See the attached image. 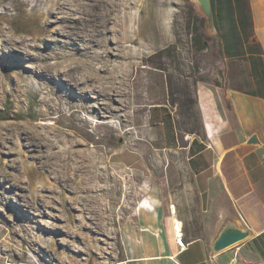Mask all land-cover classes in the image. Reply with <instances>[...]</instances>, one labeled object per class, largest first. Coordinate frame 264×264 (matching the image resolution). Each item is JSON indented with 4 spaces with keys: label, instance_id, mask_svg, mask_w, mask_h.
<instances>
[{
    "label": "rangeland",
    "instance_id": "rangeland-1",
    "mask_svg": "<svg viewBox=\"0 0 264 264\" xmlns=\"http://www.w3.org/2000/svg\"><path fill=\"white\" fill-rule=\"evenodd\" d=\"M126 1L141 6L115 20L108 5L96 27L92 0H0V264H118L119 224L140 201L167 214L176 204L180 216L187 139L203 125L198 84L256 88L250 54L227 57L216 33L207 41L191 0ZM132 16L129 34L113 30ZM122 61L123 94L107 88ZM72 91L37 117L41 97ZM34 130L56 134V146ZM73 147L105 153L107 174L76 177Z\"/></svg>",
    "mask_w": 264,
    "mask_h": 264
},
{
    "label": "crops",
    "instance_id": "crops-1",
    "mask_svg": "<svg viewBox=\"0 0 264 264\" xmlns=\"http://www.w3.org/2000/svg\"><path fill=\"white\" fill-rule=\"evenodd\" d=\"M249 5L264 59V0ZM197 100L203 125L187 139L190 184L180 219L176 204L167 214L149 198L140 201L119 224L124 257L118 264H227L235 254L240 264H264V96L200 82ZM175 217L183 223V249ZM228 218L253 235L213 254V240Z\"/></svg>",
    "mask_w": 264,
    "mask_h": 264
},
{
    "label": "bare ground",
    "instance_id": "bare-ground-1",
    "mask_svg": "<svg viewBox=\"0 0 264 264\" xmlns=\"http://www.w3.org/2000/svg\"><path fill=\"white\" fill-rule=\"evenodd\" d=\"M92 3H93V5H92L93 12L92 13H93L94 22L96 23L95 24L96 27H97V22H99V19L101 17H103V18L107 17V13H106L105 8L108 5H110V7L113 8V10L111 11L113 13L112 16H111V18H113L115 20L120 17L119 16V13L122 12L123 14H125L126 12H130V14H131V12L133 10H137L138 7L141 6V4H139L138 2H136V4L137 3L139 4L138 7H137L136 4H135V2H133V1L131 3L134 4V6H132L131 3L128 2V1H126V0L121 1V2H119L118 0H92ZM127 3H129L130 5H128ZM149 10H152V9H149ZM25 11L26 12L24 13V16L27 14V16H30V17L34 18L33 17L34 15L32 13L28 12L27 10H25ZM37 13L38 14L41 13V10L38 9ZM111 18L108 16V19H111ZM133 18L134 17L132 16V19L130 20V23L129 22L121 23V22H123V20L119 19L121 24L118 23V22H116L118 25L117 26H113V30H115V32L118 33L119 31L117 30V28L119 26L120 29H121V31H124L125 34H129L132 31V25L131 24H132ZM86 19H88V18H85V20ZM29 24L31 25V27H26L25 28L26 30H34L32 28H36L35 25H32L31 21L29 22ZM147 25L149 27H151V25H153L152 21H149ZM130 41L132 42L133 40H127V37L124 36L123 37L122 44L123 43H127L126 46H131V47L132 46H135ZM134 50H137V49L134 48V47H132V49H129L130 52H132ZM131 56L130 57H127L126 55H122L121 57H123L124 59H128V58H131ZM122 64H125V63L122 61L120 64L119 63L116 64V66H115V68L113 70V72H116L117 73V78L118 79L121 78L119 80L117 79V81L115 82L118 85L115 86L113 83L110 82L112 85L107 87L108 89L116 87L118 89L117 91L119 93H121V94L124 93L123 91H124V89L126 87V84H127L125 77H122V74H121V72L118 69V67L121 66ZM126 66H128V64H126ZM42 72L45 73L44 70ZM101 85H103V84H101ZM43 88H45V87H43ZM91 88H94V86L93 85H90V86L84 87V89H82V90L83 91H85V90L87 91L88 89H91ZM73 90H75V88ZM45 92L48 93L49 91H45ZM55 94H56V97L55 96H51L49 98H47V97H41L40 98V104H41L42 108L37 113V117H39L41 119H45L47 117H50V115L59 106L62 98H67V99L72 98V99H74L75 97H77V94L74 91H72V93L71 92H68V93H63V92H59L58 93L57 92ZM67 102L69 103L68 100H67ZM91 107H93V106L92 105H87L85 103H82L79 111L80 112H86L87 114H89L90 111H91ZM117 111H118V109L112 108V113L113 114L114 113L116 114ZM86 118L88 120H90L88 117H86ZM97 122H99V120H97ZM53 123L54 122H52V121L51 122H45V121H43L42 124L49 125V126H51L50 128L56 129L55 126H53L54 125ZM93 123H94V121H93ZM96 124H98V123H96ZM46 127H48V126H46ZM48 134L49 135H46L44 131H41V132H38V130H34L33 131V135L36 136V139H38L39 142H43L44 143V140H45L46 147L47 148H53V146L56 144L55 139H56L57 135L54 134V136L51 137V132L50 131H48ZM71 149L73 150L72 160L75 163V166L73 167V169H74L73 174L76 177L82 176L84 178H86V177L96 178V176H99L102 179L103 175H106L107 174V168L106 167H103V166H100V163H105V162L104 161H100V159H99L100 157H102V158L106 157V154L105 153L100 154L99 153V150L96 149V148H92V149H89V148L79 149V148H74L73 147ZM67 153H68V151H66L64 154H61V156L63 157ZM59 156H58L57 159H58V161H61ZM97 169L100 170V171H99V173L95 174V172L97 171ZM79 171H81V173L80 174H77V172H79ZM174 214H176V208H175ZM175 218H176V222H177L175 224L176 225L178 224L177 225V232H178L179 236H182V234H183L182 233V225H183V223H182V225H180L179 219L177 217H175Z\"/></svg>",
    "mask_w": 264,
    "mask_h": 264
},
{
    "label": "trees",
    "instance_id": "trees-1",
    "mask_svg": "<svg viewBox=\"0 0 264 264\" xmlns=\"http://www.w3.org/2000/svg\"><path fill=\"white\" fill-rule=\"evenodd\" d=\"M212 6L221 52L230 58L250 54V74L256 88L243 90L264 96L263 48L254 35L249 0H212ZM202 20L205 22L204 18ZM206 39L208 41L207 36ZM256 54L258 59L254 57Z\"/></svg>",
    "mask_w": 264,
    "mask_h": 264
},
{
    "label": "water",
    "instance_id": "water-1",
    "mask_svg": "<svg viewBox=\"0 0 264 264\" xmlns=\"http://www.w3.org/2000/svg\"><path fill=\"white\" fill-rule=\"evenodd\" d=\"M191 2L195 4L197 10L205 19L204 31L207 37L210 38L212 33L217 34L212 0H191ZM252 235L253 232L250 229L241 226L237 220L228 218L222 223L216 233L212 243V253L218 254L235 247L249 239ZM248 264L256 263L250 262Z\"/></svg>",
    "mask_w": 264,
    "mask_h": 264
},
{
    "label": "built area",
    "instance_id": "built-area-1",
    "mask_svg": "<svg viewBox=\"0 0 264 264\" xmlns=\"http://www.w3.org/2000/svg\"><path fill=\"white\" fill-rule=\"evenodd\" d=\"M174 229H175V233H176L177 243L180 246V249H183L185 247V243L183 241V234H182V236H179V234L177 232V225L176 224L174 225ZM182 233H183V225H182ZM227 264H240L239 259H238V255L235 254V256H233Z\"/></svg>",
    "mask_w": 264,
    "mask_h": 264
}]
</instances>
